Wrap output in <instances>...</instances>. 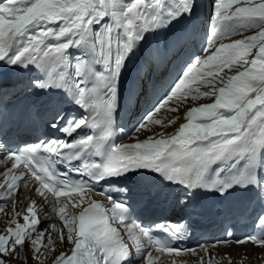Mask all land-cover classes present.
Wrapping results in <instances>:
<instances>
[{"label": "snow or ice", "instance_id": "6c2138e0", "mask_svg": "<svg viewBox=\"0 0 264 264\" xmlns=\"http://www.w3.org/2000/svg\"><path fill=\"white\" fill-rule=\"evenodd\" d=\"M210 3L211 12L206 13L208 35L201 54L190 57L192 62L186 70V61L181 65L173 77L175 80L180 76L178 82L133 133L140 134L150 130L151 124H161L156 113L179 111L189 97L196 101L201 95H211L214 102L191 107L184 117L188 122L169 137L113 143L105 152V143L114 136L118 83L129 53L145 33L165 28L181 17H190V23L196 25L204 12L201 0H0V62L20 67L47 64L45 78L33 80L25 88H63L88 113L66 120L60 113L48 121L52 127L64 121L60 128L64 139L42 140L15 150L0 145V164L5 165L0 171V180L4 181L0 184V200L13 202L22 183H27L26 177H34L35 192L46 201L47 193H51L54 199L48 203L62 222V226L49 223L51 217L47 213L41 219L34 207L36 202L30 199L28 206L16 211L8 226L0 230V264H44L46 259H50V264H154L161 258V264H186L185 252L197 255L205 264V258L194 249L172 243L187 234V220L154 224L167 233V238L157 237L152 228L131 219L127 204L113 199L108 190L99 191L103 200L92 198L97 191L95 183L136 169L161 174L165 180L182 185L187 195L201 188L223 196L236 186L252 185L264 200V180L260 178L264 172V0ZM249 31L254 34L222 42ZM191 35L178 33L172 47L182 45ZM85 45L87 50L80 56L69 57L68 49ZM250 55H254L251 60ZM153 56H162L159 45ZM71 63L74 74L58 71ZM97 64L102 65V70L95 69ZM233 66L243 70L226 80L220 77L218 85L219 73L225 68L231 71ZM190 83L206 84L210 91L200 93ZM170 103H176L177 108H169ZM3 112L0 107V116ZM32 116L47 120L39 113ZM197 119L199 122H194ZM84 128L93 130V134L68 139ZM92 157H99V162H88ZM82 158L85 163L79 167L71 165ZM57 160L68 162L69 170L57 173ZM18 169L22 170L17 172ZM70 171H75L80 179H72ZM60 197H66L67 202H61ZM184 202L186 198L181 199ZM69 205L79 209L78 213L66 211ZM0 211H4L3 204ZM21 216L23 223L19 222ZM65 243L72 247L49 257L57 244ZM221 243L227 245L229 240L214 242L212 247ZM235 243L264 248V214L257 218V232L237 238ZM201 250L208 253L203 246ZM133 255L137 260L130 259ZM222 258L232 264L230 255ZM206 264L220 261L213 257Z\"/></svg>", "mask_w": 264, "mask_h": 264}, {"label": "bare ground", "instance_id": "6f19581e", "mask_svg": "<svg viewBox=\"0 0 264 264\" xmlns=\"http://www.w3.org/2000/svg\"><path fill=\"white\" fill-rule=\"evenodd\" d=\"M53 26H55V25H53ZM236 39H240V38L236 37ZM232 40H235V39H231L230 41H225L224 43H229ZM234 74H236V71L234 72ZM203 90H204V92H209L210 87L208 85H205L203 87ZM213 97L214 96H211V95L205 96L207 101H203L202 104H210ZM189 100H191V98H188L185 101L189 102ZM183 105H185V104L183 103L182 105H180L179 109L180 108L182 109ZM170 113H168V115H172V116H174V118L170 121L164 120L163 122H164L165 126H161L162 125V123H161L156 128L143 131L140 134H136L134 136V138L137 139V138H141L142 136H147V135H151L152 137H154L158 134L159 135L162 134L163 132H166V133H164L165 135H172L175 132L176 127L180 126V124L185 121L184 117H185L186 112H185V110L184 111L181 110L180 114H176V113H178V111H175L174 114H170ZM152 125L154 126L155 124H151L150 126H152ZM9 164H10V162H9ZM4 167H5L4 164H0V170H2ZM34 186H35V184H32V183L26 184L25 188L23 190V193L21 195L19 194L18 197L15 196L13 203L10 206L4 207V211H0V230H3V228L8 223V221L14 216L15 212L22 209L24 207V205L27 204V202L30 199H31V201H35L36 202L35 205H37L40 208L42 217L45 213H47L51 217V219L48 221L49 223L53 224V222L56 221V217L54 216V210L52 208V205H51V203H48L50 195L47 193V201H46L44 198H41L38 193L35 192ZM72 196L75 197V195H72ZM63 200L65 203L67 202L66 197ZM69 209L72 212L79 210V209L71 208V205H69ZM66 211H68V209H66ZM62 245L63 244H57L56 248H58V251L54 252L52 254V257H54L60 251L65 249V248H62ZM71 247H72V245L70 246V248ZM207 249H208V252L210 254H216V255L219 254L218 256H215V255H213V256L215 259H217V257H218L217 260L220 261V264H227V261L222 258L224 255H230L232 264H240V261L242 258H243V264H258L264 255V248H261L259 246H252L251 244H247V245H243V246H238L235 244H229V245L221 244L215 248L211 247V248H207ZM195 252L198 253L199 256H201V255L205 256V252H202V250H196ZM155 255H156V253L154 251V256ZM207 257H208L207 255H206V258L204 257L205 258V264L207 262ZM9 259H11V258H9ZM162 259L163 258H161V260ZM183 259L186 261V264H194V263L195 264H201L200 260H198V256L193 255L190 252L185 253L183 255ZM161 260H156L157 263L154 262V264H161ZM12 264H17V262L13 261ZM30 264H31V262H30ZM44 264H50V260L49 261H47V259L44 260Z\"/></svg>", "mask_w": 264, "mask_h": 264}, {"label": "rangeland", "instance_id": "374dc122", "mask_svg": "<svg viewBox=\"0 0 264 264\" xmlns=\"http://www.w3.org/2000/svg\"><path fill=\"white\" fill-rule=\"evenodd\" d=\"M251 34H254V33H250V34H246V35H251ZM239 38H242L243 36H238ZM232 39H236V38H232ZM231 40V39H230ZM230 40H225V41H230ZM224 41V42H225ZM203 101H207L206 100V98H205V96H204V99H198V100H196L195 102L194 101H192V102H190V100H189V103L188 104H185V105H183L182 106V109L180 108L179 109V111H178V113L181 111V110H185L187 107L186 106H189V105H192V104H198V103H200V102H203ZM185 102H187V101H185ZM171 108H177V104L176 103H171L170 105H169ZM186 107V108H185ZM168 112H171V111H167V112H165L164 114H162V115H160V116H156L158 119H160L161 120V123H162V125L161 126H165L164 124H163V122H162V120H168V121H170V120H172L173 118H174V116H172V115H167L164 119H163V116L164 115H166ZM170 114H174V112H171ZM177 114V113H176ZM180 114V113H179ZM169 117V118H168ZM158 125H154V127H157ZM23 193V188L20 190V192L18 193V196H19V194L21 195ZM9 206V205H8ZM9 211V210H8ZM9 216V215H8ZM54 221V220H53ZM53 224H56L57 225V223L54 221L53 222ZM68 245H70V244H68ZM65 247V245H62V248H64ZM68 247V246H67ZM56 251H58V248H56ZM55 251V252H56ZM52 254L53 253H50L49 254V257H52ZM217 255H219V254H217Z\"/></svg>", "mask_w": 264, "mask_h": 264}]
</instances>
